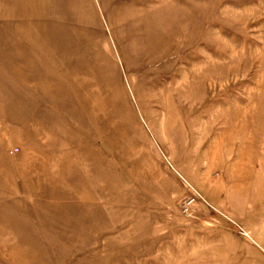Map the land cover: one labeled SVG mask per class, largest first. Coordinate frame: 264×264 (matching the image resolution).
Segmentation results:
<instances>
[{"label":"rangeland","instance_id":"obj_1","mask_svg":"<svg viewBox=\"0 0 264 264\" xmlns=\"http://www.w3.org/2000/svg\"><path fill=\"white\" fill-rule=\"evenodd\" d=\"M0 264H264V0H0Z\"/></svg>","mask_w":264,"mask_h":264},{"label":"built area","instance_id":"obj_2","mask_svg":"<svg viewBox=\"0 0 264 264\" xmlns=\"http://www.w3.org/2000/svg\"><path fill=\"white\" fill-rule=\"evenodd\" d=\"M12 155H14L15 153H18V150H14L13 152H11ZM195 199L194 198H188L183 202V210L186 213H190V208L192 206V204L194 203Z\"/></svg>","mask_w":264,"mask_h":264}]
</instances>
